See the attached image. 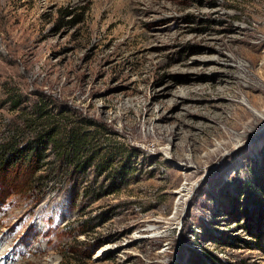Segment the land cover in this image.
I'll return each instance as SVG.
<instances>
[{"label":"rangeland","instance_id":"obj_1","mask_svg":"<svg viewBox=\"0 0 264 264\" xmlns=\"http://www.w3.org/2000/svg\"><path fill=\"white\" fill-rule=\"evenodd\" d=\"M38 103L113 162L0 170V261L264 264V0H0V145Z\"/></svg>","mask_w":264,"mask_h":264},{"label":"trees","instance_id":"obj_2","mask_svg":"<svg viewBox=\"0 0 264 264\" xmlns=\"http://www.w3.org/2000/svg\"><path fill=\"white\" fill-rule=\"evenodd\" d=\"M15 97L11 101V109L18 110V96ZM30 113L33 116L23 122L22 128L31 135L22 144L16 142L18 137L14 136L0 145V170L6 172L18 167L27 173L28 181L19 189L42 177L38 173L48 152H53L58 166L47 171H56L60 174L57 176L58 181L74 182L76 186L90 166L113 162L111 154L114 148L111 144L98 142L97 137L90 132L89 125H85V128L82 121L64 122V119L60 122L44 103L35 105Z\"/></svg>","mask_w":264,"mask_h":264},{"label":"bare ground","instance_id":"obj_3","mask_svg":"<svg viewBox=\"0 0 264 264\" xmlns=\"http://www.w3.org/2000/svg\"><path fill=\"white\" fill-rule=\"evenodd\" d=\"M6 252H7V250H4V251H2V253L1 254H3L4 255V259H3V261H0V264H9L10 263V255L11 254H6ZM6 255V256H5ZM1 256V255H0ZM2 258V257H1Z\"/></svg>","mask_w":264,"mask_h":264}]
</instances>
